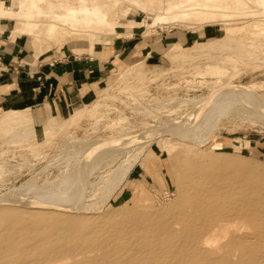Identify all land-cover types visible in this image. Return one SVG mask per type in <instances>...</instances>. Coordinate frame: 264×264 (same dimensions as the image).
Here are the masks:
<instances>
[{
	"label": "rangeland",
	"instance_id": "obj_1",
	"mask_svg": "<svg viewBox=\"0 0 264 264\" xmlns=\"http://www.w3.org/2000/svg\"><path fill=\"white\" fill-rule=\"evenodd\" d=\"M229 1L215 5L211 8L214 11L201 10L194 18L172 20L153 30L145 24L154 18L151 13L125 0L107 2V10L115 12L114 19L121 22L127 21L122 10L129 9L131 16L145 13L139 27L128 28L148 29L149 32L144 31L150 39L158 28L164 27L198 32L209 26L214 30L211 35H195L185 41L184 46L193 48L172 54L177 56L171 60L164 55L169 48L166 47L162 53L150 57L139 53L130 61L118 62L114 71L106 72L92 94L82 100H71L63 111L46 105L16 114L32 116L35 125L0 126V264H250L256 260L255 256L261 257L264 231L257 227L254 230H259L262 240L257 237L260 242L254 241L259 245L253 243V248L227 246L220 255L211 258L203 250L202 256L200 250L197 254L198 249L195 253L186 248L183 254L177 249L178 239L182 235L185 239L187 229L186 240L190 239L194 229L183 223L182 231V226H173L167 215L175 202L182 205L181 211L190 204L198 210L206 206V200L194 190L189 192L191 200H182V189L191 181L188 177L191 174L200 179L201 173L206 175L201 183H188L198 187L212 180L215 183L218 176L224 183L240 184V176L233 175L238 169L259 170L264 175V5L250 0ZM236 1L239 4H230ZM196 3L198 0H192L190 5ZM7 6L18 9L12 0ZM222 11L235 13V17L223 19ZM214 12L215 17L203 15ZM47 20L48 16L44 15V21ZM96 32L92 30L88 36L98 39L80 37L86 36L81 34L60 42L55 36L16 35L28 36L44 53L63 46L74 50L92 44L105 45L117 36L118 30L105 26ZM136 61L143 63L144 73L137 69L122 73ZM248 90L253 91L252 96ZM223 103L230 105L220 113ZM73 113L71 121L63 122ZM44 117H55L59 123L43 125ZM170 128H174L176 135L164 132ZM107 150H111L109 155L98 161L97 155ZM121 165L132 166L131 171L124 184L110 193L103 183ZM76 174H81L75 180L82 183L74 191L59 193L53 189L59 201L52 209L32 205L38 203V195L28 191L27 184L50 191L54 183ZM185 175H188L186 182ZM187 186L184 191L189 189ZM243 186L244 193L255 195L257 190V200L263 201H258L259 211L262 206L264 209V190L251 191L246 184ZM35 210L65 218L56 223L28 221L24 212ZM168 227L182 232L178 239L173 237L176 248L169 252L172 260H168V254L155 256L145 246L148 238L155 237L159 231L165 232ZM254 230L246 232L257 236ZM217 244L207 247H218ZM161 255L163 258L159 259ZM236 255L237 262H228Z\"/></svg>",
	"mask_w": 264,
	"mask_h": 264
},
{
	"label": "bare ground",
	"instance_id": "obj_2",
	"mask_svg": "<svg viewBox=\"0 0 264 264\" xmlns=\"http://www.w3.org/2000/svg\"><path fill=\"white\" fill-rule=\"evenodd\" d=\"M101 1L102 2H100V0H21L19 2L18 0H12V3L14 2L16 4V7L18 8V9H15L12 6H7L5 3V0H0V22L1 21L16 22V25H14L13 32H12L14 35H16L17 33L18 34L31 33L36 38L39 36H48V37H54L55 36V37H58L59 42L64 40V39H67L69 37H72L73 35L77 36V35L85 34L86 36H88V33H90V31H92V30H94V32L97 31L96 33H99L98 30H100L101 27H105V26L112 27V30L116 32L118 29H125V28H128L129 26L139 27L141 25L139 23L134 22L131 19L129 9L128 10H122V13L124 14L123 16H125L127 18L126 22H121V20L119 18L114 19L113 14L115 12H113L112 10H107V7H106L107 2L111 1V0H101ZM125 1L130 3L132 6L136 5V6H138V8L140 7L141 10H143L145 12H149L153 15L154 18H152L151 22H149V23L145 22L146 27L151 28V29L167 25L172 20H176V19L188 20L190 18H194L200 14L201 10L211 12V11H214L211 8L214 7L215 5L217 6L220 2L227 3V4L230 2L229 0H198V3H196L195 6L194 5L191 6L190 4H191L192 0H148V1L125 0ZM250 1L256 5H264V0H250ZM237 3L239 4V1H236V2L230 3V4L233 5V4H237ZM202 6H204L206 8L200 9L199 7H202ZM156 9L160 10V12L156 13L155 12ZM44 15L48 16L49 20L44 21ZM203 15H205L206 18H209V16H213V17L217 16V13L214 12L213 14L207 13V14H203ZM221 17L223 19L230 20L233 17H235V13H232L229 11H222ZM20 18H23L25 21L24 22L20 21L19 20ZM60 31H65L66 33L63 35H60L59 34ZM248 92L250 93L253 91L248 90ZM250 95H251V93H250ZM232 97L235 98L234 95H232ZM229 105H230V103H223L222 107L219 110L220 113L225 112L227 110V108L229 107ZM248 105H250V104L248 103ZM247 107L250 108V106H247ZM262 110H263V108L261 109V111ZM213 120H212V122H213ZM164 132L170 133L171 135H176V131L174 130V128L167 129ZM165 136H166V134H165ZM110 151L111 150H107L105 153L97 155V160L103 161V159L109 155ZM131 168H132V166L126 167V166L121 165L116 171L111 172L108 175V180L103 183V185H105V187H106V190L110 193H113L116 190H118L126 181L128 175L131 171ZM197 168L198 167H196V169ZM196 169H195V171H196ZM198 169H197V171H198ZM201 174H202L201 179L198 176L196 177L195 173L191 174L189 176L185 175V177H184L185 182H186V179L189 177V180H191L192 183H195L196 181L201 183V181H204V179L206 177L205 174H203V173H201ZM233 175L240 176L242 183L238 184V183H234V181H233V183H234L233 184L234 186H233L232 184H230L231 181L228 183H224L223 182L224 180L218 179L219 176H218V178H216L215 183L213 182V180H212L213 178H212L211 183H209V182L204 183L203 182L204 184L203 185L200 184L201 185L200 187H198L199 185H197V186L193 185L192 186V185L188 184L191 181H188V183H185L186 186L188 185L187 188L189 187V185L192 187H191V189L189 187V189L184 191V188H186V186H185L182 189L184 196H183V198L182 197H180V198H182V200L183 199L191 200V198L189 197V194H190L189 192H190V190H194V191H196L197 194H200V196L206 200V202H204V204L206 206L202 210H198L194 205L191 206V204H190L188 209H186V210L184 209L183 211H181L180 206H182V205L180 204V206H179V202L178 203L175 202L171 206V208L167 211V215L170 217L169 218L170 223L173 226L176 224L181 225L183 223H186V224H189L190 226H192V229H194V230L191 229L193 231V232H191L192 237L190 239L186 240V238L188 237V235H187L188 229L186 228L187 232L185 233V235H186L185 239L182 235V236H180V238H182V239L179 240L180 239L179 233L182 234V232L177 231V229L176 230H173L172 228L169 229V227H168V229L166 228L167 230L165 232L160 233L161 231H159V234H157L155 237L148 238V235H147L148 239L146 240L145 246H146V248L151 249L150 253L154 254L155 256L159 255V254H162V255L168 254L169 256L167 258H168V260H170L171 258H170L169 252H170L171 248H176V246H174L176 243H174L173 237H176L177 239L179 238L178 241H180V243L177 245V247H178L177 249L179 252H181V253L183 252V254H184V251L187 248V250H190V249L195 250V253H196V249H198L197 254L199 253L198 252L199 250H200V254L202 253L201 250H203V252L205 254H207L208 257H210V256L212 257L213 255H220V253H222V250L224 251V249L228 248L227 246H232V247L235 246V248H236L237 246H244L245 247L246 245H248L244 249L249 248L250 245L252 247L253 243L256 246H258L259 245L258 243L260 242V240H262V238H261L260 234L257 232H259V230H260V232L264 231L263 230L264 229V219H263L264 217H262L263 215L261 213V212H263L262 210H264V209H262L263 206L261 205L262 206L261 211H259L260 209H259L258 201H261L262 198H259V200H257L256 197L257 196L259 197V194H257V196H256V193H258L256 189H259L260 191L264 190V175L259 170H252V171H248V172H243L242 169H238L236 172L233 173ZM79 177H82L81 174L79 176L76 174L73 177H69L60 183H54L52 185L53 186L52 190H50V191H44L43 189L41 190L40 188H37L35 185L27 184L26 188L28 189V191H33L35 193V196L38 195V200L41 199V201L39 202L36 198V201L38 203H34L32 205H39V206H36L35 208L41 207L43 209H49V208L52 209L51 206L54 204H57V202L59 201V200H57V196L54 193H52L53 189L59 190V193H62V192L70 193V192L74 191L75 189H77L81 185V183H82L81 181L75 180L76 178H79ZM214 179H215V177H214ZM193 180H194V182H193ZM243 184H246L249 187V190H251V191L256 190L255 191L256 193L254 192L255 195L251 191L250 192L254 196L252 194L244 193ZM208 185H210L211 188ZM205 186H206V188H205ZM245 190L249 191L248 189H245ZM262 193H264V192H262ZM179 195H181V193ZM39 196H41L43 198H39ZM260 197H263V195ZM139 198H141V197H139ZM181 201H180V203H181ZM261 202H263V201H261ZM259 204H260V202H259ZM32 205H30V206H32ZM45 205H46V207H45ZM47 206H49V207H47ZM179 208H180V210H179ZM209 209H210V211H208ZM61 211L69 213L67 210H61ZM43 212L44 213H42L39 210L26 211V212H24V214H25L24 216H26V217L28 216V221H30V222L44 221V222L56 223V222H59L60 220H63L65 218V215L58 216V215H55L54 213H50V211H43ZM45 212H47V213H45ZM169 219H167V220H169ZM102 220H104V219L102 218ZM101 222H103V221H101ZM168 225H169V223H168ZM256 227L259 229V230H257V232L255 231ZM173 228H175V227H173ZM251 230H254V232H256L258 235L257 236L252 235L253 236L252 237L251 233L253 234V232L247 234L246 231L250 232ZM141 231H142V229H141ZM143 231H144V229H143ZM182 231H183V226H182ZM244 231H245V233H244ZM149 233L150 232H148L147 234H149ZM153 233L155 234V231ZM193 233H194V235H193ZM142 234H143V232H142ZM262 234H263L262 237H264V232H262ZM257 237H260L259 238L260 240H258ZM177 239H175V240H177ZM255 239H257L259 242L257 241L258 242L257 243L256 241H254ZM263 241H264V239H263ZM141 242H143L142 239H141ZM218 242L219 243L222 242L223 245H221V244L218 245L217 244ZM211 243H213L214 245L217 244L218 247H215L216 245L211 246V247H207V245L211 244ZM204 248H206V250ZM145 250H147V249H145ZM261 250H262V248H261ZM130 251H129V253H130ZM173 251H175V250H173ZM246 251H244V253ZM176 252H177V250H176ZM146 253L148 255V250ZM204 253H202L201 256ZM246 253H249V252L247 251ZM124 254H126V253H124ZM136 254H139V253H136ZM200 254H199V257H201ZM262 254L264 255L263 252H262ZM262 254H260L261 257H260V255L258 256V257H260L258 259L255 256L256 260L254 262H251L250 264H264V256L262 257ZM128 255H126L127 259H128ZM162 255H161V258H159V259L163 258ZM174 255L176 256V254H174ZM184 256H186V255H184ZM242 256H244V255H242ZM248 257H249V255H248ZM152 258H154V257H152ZM167 258H166V261H167ZM178 259H180V258H178ZM195 259H196V257H195ZM237 259H238V256L237 257L234 256V258L231 257V259H230L231 261H228V262H231V263L234 262L235 263V261L237 262ZM241 259H242V257H241ZM245 259H246V257H245ZM118 260H121V259L119 258ZM148 260H149V258H148ZM149 261H152V260H149ZM149 261H147V263ZM191 261L192 260H190V262ZM219 261H220V259H219ZM250 261H251V259H250ZM138 263H139V261H138ZM191 263H193V262H191ZM151 264H153V262Z\"/></svg>",
	"mask_w": 264,
	"mask_h": 264
},
{
	"label": "crops",
	"instance_id": "obj_3",
	"mask_svg": "<svg viewBox=\"0 0 264 264\" xmlns=\"http://www.w3.org/2000/svg\"><path fill=\"white\" fill-rule=\"evenodd\" d=\"M10 1L5 0L6 5ZM144 16L143 12L130 14L131 19L139 24L144 22ZM11 24L0 22V126L6 127L35 125L32 116L17 117L16 114L31 112V109L46 105L63 111L71 100L88 97L94 92V87L104 80L106 72L114 71L118 62L130 61L139 53L143 57H150L162 53L166 47L169 48L164 55L171 60L179 55L176 52L193 48L184 46L185 41L193 39L195 35H211L214 30L209 26L198 32L164 27L158 28L155 37L150 39L145 36V31L153 29L125 28L118 29L117 36L105 45L92 44L88 48L74 50L63 46L41 53L28 36L14 35V24ZM80 37L99 38L91 35ZM175 53L177 55L172 56ZM127 69L144 73L143 63L139 61L133 62L122 73ZM74 113L63 122L71 121ZM43 119V125L59 123L55 117Z\"/></svg>",
	"mask_w": 264,
	"mask_h": 264
}]
</instances>
